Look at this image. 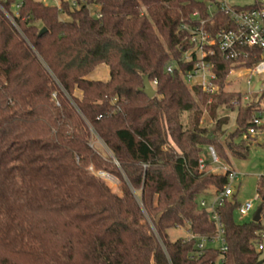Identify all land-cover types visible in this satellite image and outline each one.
Masks as SVG:
<instances>
[{
	"label": "trees",
	"instance_id": "16d2710c",
	"mask_svg": "<svg viewBox=\"0 0 264 264\" xmlns=\"http://www.w3.org/2000/svg\"><path fill=\"white\" fill-rule=\"evenodd\" d=\"M58 1L0 0V264H257L264 201L259 221L238 222L235 194L218 208L226 250L194 255L196 237L216 233L199 200L226 182L200 171L199 157L212 146L224 161L225 150L242 159L253 141L242 137L251 106L234 107L239 94L224 91L232 62L212 57L219 89L210 97L178 69L165 71L170 59L187 68L179 59L191 45L180 27L196 21L194 11L212 33L232 28L228 14L209 15L216 0ZM249 52L244 65L258 59ZM101 64L108 78L88 79ZM145 75L158 81L152 98L140 90ZM208 98L212 128L200 124ZM219 112L235 114L223 141L230 120ZM256 189L262 200L264 177ZM176 227L193 237L170 239Z\"/></svg>",
	"mask_w": 264,
	"mask_h": 264
},
{
	"label": "built area",
	"instance_id": "2783aa9c",
	"mask_svg": "<svg viewBox=\"0 0 264 264\" xmlns=\"http://www.w3.org/2000/svg\"><path fill=\"white\" fill-rule=\"evenodd\" d=\"M253 2H257L259 6L236 8V5H242H230L225 0L208 3L207 8L210 16L213 15L216 9H219L228 14L232 24V28H219L214 33L206 28L205 20L199 17L197 11H194L192 17L196 21L193 24H182L180 27V29L187 31V40L191 45L179 59L187 68L182 71L178 62L170 59L165 65V71L172 73L175 69H178L188 87H198L210 97L219 89V85L216 83L215 62L212 57L217 51L221 52L225 60L232 62L225 79L224 89L230 83L229 77H236V71H242L236 79L245 77L247 85L251 87L245 93L239 90L229 91L238 93L240 96V99H233L231 105L234 107L249 105L253 110L251 126L242 137L243 139L250 137L254 142L264 143V80H255L257 77L264 76V0H254ZM78 3H85V0L71 1L72 6H78ZM14 6L13 12L16 15L19 3H15ZM95 15L100 16L99 13H95ZM249 49L255 50L258 59L251 65H244L242 63L248 53L254 54V52H249ZM149 82L155 88L158 81L153 79ZM257 83H259L258 88H256ZM206 166L208 167L206 168ZM198 168L200 171L220 173L225 176L226 182L220 189H216L209 199L202 197L199 200V205L205 208L209 219L214 223L216 233L209 237H196L197 243L194 252L196 256H199L202 250L209 245L222 252L226 250L218 208L232 197L231 183L239 174L235 169L227 168L224 164H221L220 158L212 146H207L199 157ZM251 208V201H247L239 204L236 212L238 215L244 216L250 212ZM189 237H193V235L190 234ZM263 238L264 233L261 231L258 233L256 242L258 251L264 249L261 242Z\"/></svg>",
	"mask_w": 264,
	"mask_h": 264
},
{
	"label": "rangeland",
	"instance_id": "374dc122",
	"mask_svg": "<svg viewBox=\"0 0 264 264\" xmlns=\"http://www.w3.org/2000/svg\"><path fill=\"white\" fill-rule=\"evenodd\" d=\"M38 1H42L46 4L59 3L58 0H38ZM216 1L220 2L224 0H216ZM225 1H227V3L230 5L231 4L243 5V4L251 3L254 0H225ZM14 7L15 6L13 5V9ZM90 10L91 13H94L96 11L94 6H91ZM66 17L67 16L65 15L61 16V18H66ZM240 72L242 71H236L235 73L236 77L235 76L229 77L230 83L224 89L225 91L239 90L240 92L245 93L248 89L251 88L249 87V85H247L245 77L236 79L238 77L237 75L240 74ZM108 76H109L108 68L104 64H101L98 65L94 69V71L88 75L87 78L93 80H97V79L106 80ZM260 79L264 80V76L255 78V80H260ZM209 103H210V98H208L205 101V103H201V101L199 102V107L202 111V114L200 116V124L212 128L214 127L215 120L211 119L208 114L207 105ZM220 114L227 116L230 120L227 125L222 127L223 134L222 135L220 134L219 137L220 140L223 141L225 136L228 133H230V131L234 128L233 117L235 114L230 112H224V113L219 112L218 115L220 116ZM183 121L186 122L185 120ZM90 144L100 153L101 156L103 157L111 156L110 151L106 148V146L99 138L93 137L90 141ZM246 145L248 147V153L245 158L240 159V158L231 157V153L228 152L227 150L225 151L228 156V161H224L219 157L221 164H224L227 168H233L239 173L238 176L235 178V180H233V182L231 183L233 194H235L236 202L238 204H243L244 202L251 201L252 203V208L247 215L240 216L237 214V212H235L234 219L238 222H247L252 220L254 213L262 204L261 196H259V194L257 193L256 187L259 178L261 176L264 177V143L263 142L257 143L251 140H247ZM95 174L102 177L112 191L120 193L118 188L119 181L115 177L102 171L100 172L98 171ZM215 190L216 189L214 187H210V189L207 192L208 198H210L213 195ZM139 194H140L139 191L135 192V195L138 198H139ZM262 224H264L263 217H262ZM263 233H264V229H263ZM168 235L172 240H175L177 238L186 239L189 236V232L186 227H176L168 230ZM261 242L264 246V238L261 240ZM259 259L260 261L264 259V249L260 254ZM262 264H264V262H262Z\"/></svg>",
	"mask_w": 264,
	"mask_h": 264
},
{
	"label": "water",
	"instance_id": "95a60500",
	"mask_svg": "<svg viewBox=\"0 0 264 264\" xmlns=\"http://www.w3.org/2000/svg\"><path fill=\"white\" fill-rule=\"evenodd\" d=\"M43 32H45V28H42L40 31H39V35H41ZM143 80V84H142V87L140 88V90L148 97V98H152L155 96L156 94V91L155 89L150 85V82H149V79H148V76H143L142 78ZM259 86V83L256 84V88H258ZM262 201H264V196L262 197ZM261 207H259L256 212L254 213L253 215V218L252 220L254 222H257L260 220V215H261ZM257 264H261V261H259Z\"/></svg>",
	"mask_w": 264,
	"mask_h": 264
},
{
	"label": "crops",
	"instance_id": "0c3cea01",
	"mask_svg": "<svg viewBox=\"0 0 264 264\" xmlns=\"http://www.w3.org/2000/svg\"><path fill=\"white\" fill-rule=\"evenodd\" d=\"M257 143H260V142H259V141H257ZM189 235H190V233H189ZM188 237H189V236H188ZM188 237H187V238H188Z\"/></svg>",
	"mask_w": 264,
	"mask_h": 264
}]
</instances>
